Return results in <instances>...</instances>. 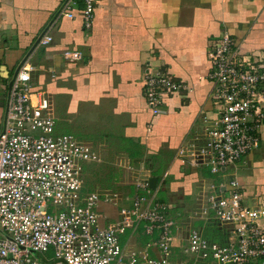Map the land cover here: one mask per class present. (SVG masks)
Returning a JSON list of instances; mask_svg holds the SVG:
<instances>
[{"label": "crops", "instance_id": "obj_1", "mask_svg": "<svg viewBox=\"0 0 264 264\" xmlns=\"http://www.w3.org/2000/svg\"><path fill=\"white\" fill-rule=\"evenodd\" d=\"M64 1L0 0V121L13 73L25 59L33 90L43 92L51 104L56 132L74 135L97 155V161L83 164L82 180L83 192L101 195L102 224L118 220L135 192L129 174L113 178L110 186L89 183L93 166L106 162L101 149L114 147L118 167L120 162L138 165L136 181L157 177L153 194L177 222L175 264L188 261L181 252L192 225L210 243L233 240L230 226L194 216L214 178L177 151L202 143L215 117L206 79L210 41L227 32L242 51L264 54V0H93L89 29L80 17L82 0L72 1L73 17L59 13ZM44 34L51 42L35 44ZM64 51H77L81 58L70 63ZM155 69L168 70L185 88L164 96L154 116L146 105L143 76ZM230 177H236L248 201L264 199V126L259 146L227 167L221 180ZM143 229L141 223L121 237L125 250L144 247L148 237Z\"/></svg>", "mask_w": 264, "mask_h": 264}, {"label": "built area", "instance_id": "obj_2", "mask_svg": "<svg viewBox=\"0 0 264 264\" xmlns=\"http://www.w3.org/2000/svg\"><path fill=\"white\" fill-rule=\"evenodd\" d=\"M72 1H64L61 15L74 16ZM82 2L80 17L84 29H89L94 1ZM51 40L44 34L39 43ZM62 56L70 63L81 58L77 51H64ZM207 57L215 117L202 143L181 146L177 156L214 178L194 216L230 226L233 240L210 243L192 225L181 252L188 261L182 264H264V199L248 201L236 177L221 180L227 167L259 146L264 54L242 51L229 33L222 32L210 41ZM30 70L20 65L0 121V264H175V213L155 198L148 178L134 182L132 203L120 209L118 220L101 223V195L83 192L82 180L83 164L97 161V155L74 135L56 132L51 104L43 92L33 90ZM184 88L168 70L144 73L143 91L151 115L159 113L164 96ZM141 223L148 237L144 247L125 250L121 237Z\"/></svg>", "mask_w": 264, "mask_h": 264}, {"label": "rangeland", "instance_id": "obj_3", "mask_svg": "<svg viewBox=\"0 0 264 264\" xmlns=\"http://www.w3.org/2000/svg\"><path fill=\"white\" fill-rule=\"evenodd\" d=\"M100 152L104 158V161L106 160V162H99L97 163V166H93V168L90 170L89 183L91 186H110V182L113 181V178L116 179L120 176H122V178H126L127 174H129V178L133 179V181H136V178H138V174L134 172L138 168L136 162L131 165L130 168L128 167L129 165L120 162L118 167V164L114 163L113 159L115 153L114 147H110V149L109 147H107V149H101Z\"/></svg>", "mask_w": 264, "mask_h": 264}, {"label": "water", "instance_id": "obj_4", "mask_svg": "<svg viewBox=\"0 0 264 264\" xmlns=\"http://www.w3.org/2000/svg\"><path fill=\"white\" fill-rule=\"evenodd\" d=\"M40 38H41V37H39V39H40ZM39 39H37V41L35 42V44L38 43ZM31 50H32V49H30V51H28L27 56L29 55V53L31 52ZM27 56H26V57H27ZM24 60H25V59H23L22 62H21V63L17 66V68L15 69V71H14V73H13V76H12V78H11V81H12L13 77L15 76V74L17 73V71H18L20 65L24 62ZM11 81H10L9 85L11 84ZM157 182H158L157 177H155V176L149 177V178H148V186H149V188H150L151 190H155V189H156V186H157Z\"/></svg>", "mask_w": 264, "mask_h": 264}, {"label": "trees", "instance_id": "obj_5", "mask_svg": "<svg viewBox=\"0 0 264 264\" xmlns=\"http://www.w3.org/2000/svg\"><path fill=\"white\" fill-rule=\"evenodd\" d=\"M153 172H156V171H153Z\"/></svg>", "mask_w": 264, "mask_h": 264}]
</instances>
